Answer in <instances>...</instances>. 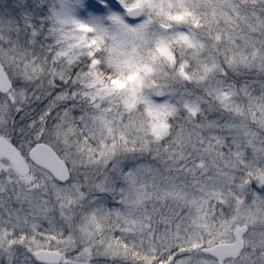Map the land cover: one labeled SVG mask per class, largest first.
Returning a JSON list of instances; mask_svg holds the SVG:
<instances>
[{
  "label": "snow or ice",
  "instance_id": "snow-or-ice-1",
  "mask_svg": "<svg viewBox=\"0 0 264 264\" xmlns=\"http://www.w3.org/2000/svg\"><path fill=\"white\" fill-rule=\"evenodd\" d=\"M0 264H264V0H0Z\"/></svg>",
  "mask_w": 264,
  "mask_h": 264
}]
</instances>
